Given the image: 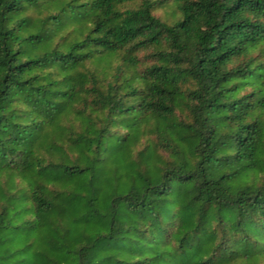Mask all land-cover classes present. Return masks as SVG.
I'll use <instances>...</instances> for the list:
<instances>
[{
    "label": "trees",
    "instance_id": "obj_1",
    "mask_svg": "<svg viewBox=\"0 0 264 264\" xmlns=\"http://www.w3.org/2000/svg\"><path fill=\"white\" fill-rule=\"evenodd\" d=\"M0 264H264V0H0Z\"/></svg>",
    "mask_w": 264,
    "mask_h": 264
},
{
    "label": "rangeland",
    "instance_id": "obj_2",
    "mask_svg": "<svg viewBox=\"0 0 264 264\" xmlns=\"http://www.w3.org/2000/svg\"><path fill=\"white\" fill-rule=\"evenodd\" d=\"M100 228L102 230V227H97L95 225H85L83 223L79 225V231L86 233V235H92L90 237H93L95 233L99 232Z\"/></svg>",
    "mask_w": 264,
    "mask_h": 264
}]
</instances>
